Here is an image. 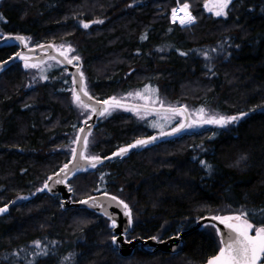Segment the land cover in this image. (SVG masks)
Returning a JSON list of instances; mask_svg holds the SVG:
<instances>
[{
  "label": "trees",
  "instance_id": "1",
  "mask_svg": "<svg viewBox=\"0 0 264 264\" xmlns=\"http://www.w3.org/2000/svg\"><path fill=\"white\" fill-rule=\"evenodd\" d=\"M207 2L0 0V35L73 46L96 99L153 88L166 100L192 107L208 100L222 113L244 115L220 132L183 133L70 179L74 201L107 192L128 204V239L161 240L207 215L264 226V0H231L224 16ZM185 3L194 21L173 22V9ZM18 48L0 45V62ZM45 67L36 73L17 62L0 72V264H205L221 246L212 224L187 233L179 253L136 247L123 256L106 216L64 209L45 190L71 158L83 119L73 93L60 90L63 67L55 60ZM148 121L110 108L86 155L105 157L154 136Z\"/></svg>",
  "mask_w": 264,
  "mask_h": 264
},
{
  "label": "water",
  "instance_id": "2",
  "mask_svg": "<svg viewBox=\"0 0 264 264\" xmlns=\"http://www.w3.org/2000/svg\"><path fill=\"white\" fill-rule=\"evenodd\" d=\"M9 42H14L18 45L19 48L18 51L13 54L10 58L0 62V72L17 62H24L28 64H40L44 63L47 60H55L61 66L67 68L68 72L72 76L74 84V93H78L80 95L81 100L84 103L88 104L91 109H96L95 112L92 110V115L88 119L83 121V125L80 128V131L77 136L72 156L65 164L67 165V168L65 169V165H63L55 173L50 175L44 184L45 190H47L50 194L54 196H59L61 198V203L64 209L71 207L86 208L106 216L110 220V227L113 229V234L115 235L113 239V245L123 256L132 255L137 246H139L140 249L151 253L157 250L166 253H178L184 248V236L187 233L200 229L205 224H214L218 230V234L221 240V246L218 252L206 261L205 264H208V262L212 258L219 254L221 248L225 247L228 242L235 238L236 233L230 230L224 223H221L219 219H216V217L214 216H205L200 218L196 222V224L190 227L189 229L182 231L178 236H174L166 240L159 241L155 237H151L148 239H143L141 237L128 239L127 234H129L132 230L131 211L128 204L122 199H120L116 195L107 192H102L86 198H82L78 201H74L72 197L73 192L69 185V181L74 175L83 170L93 168V165L96 166L111 160L126 157L132 152L139 151L146 146H150L152 144L182 134L190 122L189 111L185 106L156 107L116 99L120 101L119 108L124 109H136L159 113H172L169 111V109L172 108L181 109L182 111L180 112H182L184 116V120L181 125H184V127H181L180 125L179 127L167 131L165 133L144 139V141H147V143L145 144L137 145L135 143L133 144L136 145L135 147L128 146L126 147L128 151L123 153L122 155H114V153H119L120 150H118L105 157H98L99 159L94 161L90 159L91 157H88L86 155L87 146H85L84 144V138L87 137L88 141L90 133L96 127L98 121L103 117L99 115V112L104 107H108L109 109L112 108L111 105L106 106L102 103L104 100H110L111 98L100 100L90 95V93L86 89V78L82 70L81 59L78 56H75L74 58H69L68 56H66L67 58H65V55H61L62 51L58 50V48L53 43H42L39 45L30 46L25 36L23 35L7 34L0 37V45L7 44ZM23 57H27L28 59L25 60L23 59ZM68 60H72V62L68 63ZM82 87L87 91V95H84V92L81 91ZM177 129L179 130L177 131ZM113 197H115V199H113ZM121 201L123 203H121ZM125 204L128 206L127 208L124 207ZM242 218L247 219L249 223H252L254 225V223L248 218L244 216H242ZM231 223H239V221H231ZM254 234V232H250V235ZM259 264H264V257L261 258Z\"/></svg>",
  "mask_w": 264,
  "mask_h": 264
},
{
  "label": "rangeland",
  "instance_id": "3",
  "mask_svg": "<svg viewBox=\"0 0 264 264\" xmlns=\"http://www.w3.org/2000/svg\"><path fill=\"white\" fill-rule=\"evenodd\" d=\"M230 1L231 0H229V2ZM229 2H228V4H229ZM216 3H217V0H208L207 5H206L207 10L209 12L213 13L214 15H216L217 11H220L219 8L214 7V5ZM228 4H227V6H228ZM181 6H183V5H181ZM179 7L180 6L176 7L175 9H178ZM226 10H227V7L223 9V12L221 15L224 16L226 14ZM188 11L191 13V16L194 17L192 12L190 11V8H188ZM221 15H219V16H221ZM216 16H218V15H216ZM0 37H2V36L0 35ZM28 43L30 46L34 45V44H31L29 41H28ZM56 47L58 48V50H60L62 52H66V56H68L69 58H74L76 56L75 55V48L69 44H65V43L64 44H57ZM69 48H71V51H66ZM46 62L47 61H45L44 63H40V64H29V65H36V67H25V65L28 63H24V62H22V63H23L25 68L33 69L36 73H42L46 69V67H45ZM59 71H60L59 74L61 76L67 77V84L63 88H61V90H67V91H71L72 93H74L73 79H72V76L70 75V73L68 72L67 68L63 67ZM136 93H140L141 95L138 96V95H136ZM119 99L127 101V102L145 104V105L156 106V107L185 106L188 109L189 114H190V122H189L187 128L185 129V131L183 133H193V132L201 131L202 129H207V128H212L213 133H217V132H220L224 129L230 128V126L235 124L239 119H241L244 116V115L243 116L242 115H240V116L239 115H228L226 113H222V112L212 108L210 103L208 102V100H204L202 104H200L196 107H192L191 105H189L187 103H183V102H174V101L166 100L160 96V94L157 92V90H155L153 88H150V89L147 88L146 90L134 92V93L130 94L129 96H125V97H122ZM74 103L77 106V108H79L80 111L82 112L83 119H82V122L77 129L78 132H77L76 139L74 142V147L72 148V153H73V150L75 148L78 133L80 131V128L83 125V121L88 119L93 113V111L90 107L87 109H84V108L80 107L75 101H74ZM200 109H203L202 113L200 112ZM125 110L127 112H130V113L132 112L140 120H151V121H148L147 123L154 131L157 132L155 135H159V134L164 133L163 131L170 128L176 122V120H178V123L172 129L179 127L183 123V120H184V116H183L182 112H178V113L174 114V113H159V112L143 111V110L127 109V108H125ZM140 112H142V113H140ZM219 117H225V118L238 117V119H236L234 121H230L229 123H226V124H214V123L209 124V123H203L202 122L204 120H208L211 118H217L218 119ZM174 119H175V121H174ZM172 129H170V130H172ZM165 132H167V131H165ZM89 138H90V135L88 137V143H89ZM88 157H91V156H88ZM230 217H234V216H230ZM206 225H208V224H205L204 226H206ZM180 230H182V229H179L177 231L179 232ZM216 231H217V228H216ZM177 233L176 232L171 233L167 237L162 238L161 240H164V239L169 238L171 236L177 235ZM133 238H135V237H133Z\"/></svg>",
  "mask_w": 264,
  "mask_h": 264
},
{
  "label": "snow or ice",
  "instance_id": "4",
  "mask_svg": "<svg viewBox=\"0 0 264 264\" xmlns=\"http://www.w3.org/2000/svg\"><path fill=\"white\" fill-rule=\"evenodd\" d=\"M229 0H217V3L214 5V7H217L220 9V11L216 12V15H221L223 12V9L227 7ZM189 5L187 3L183 4L182 7L178 9H173V18L179 19L181 24H190L193 22L194 17L191 16V13L188 11ZM183 13V16H177V13ZM84 28L89 27V24L85 23L83 24ZM66 51H71V48L67 49ZM61 55H65L66 52H61ZM23 59L27 60V57H23ZM78 59V58H76ZM72 60H68V63H71ZM25 67H36V65H29L26 64ZM82 77V74H81ZM81 91L84 92V95H87V91L82 87ZM136 95H141L140 93H136ZM74 101L82 108L87 109L89 108V105L84 103L80 95L78 93H73ZM143 98V97H142ZM104 105L108 106L111 105L112 107H119L120 101L116 100L115 97L111 98L110 100H104L102 102ZM94 112L96 109H92ZM186 110V109H185ZM172 113H178L182 111L181 109H169ZM200 112H203V109H200ZM106 114H109V108L104 107L100 112V116H104ZM243 115V114H242ZM238 119V117H219L217 118H211L208 120L202 121L203 123H209V124H226L230 121H234ZM181 127H184V125H181ZM179 129H177L178 131ZM155 139V138H153ZM87 137L84 138V144L87 146ZM147 141L144 140H138L136 142L137 145L139 144H145ZM136 145H129V147H135ZM74 151V150H73ZM127 148L120 149L119 153H114V155H122L123 153L127 152ZM90 159L96 161L99 158L98 157H91ZM95 165H93L94 167ZM67 168V165H65V169ZM47 187V185H46ZM115 199V197H113ZM121 203H123L121 201ZM125 208L128 206L125 204ZM2 211V210H0ZM130 215V213H129ZM216 219H219L221 223H224L230 230L236 233V236L233 240L228 242L225 247L220 249V252L217 256L212 258L208 264H259L261 261V258L264 257V227H255L252 223H249L247 219L242 218V216H235V217H216ZM231 221H239V223H231ZM250 232H254V235H250Z\"/></svg>",
  "mask_w": 264,
  "mask_h": 264
},
{
  "label": "bare ground",
  "instance_id": "5",
  "mask_svg": "<svg viewBox=\"0 0 264 264\" xmlns=\"http://www.w3.org/2000/svg\"><path fill=\"white\" fill-rule=\"evenodd\" d=\"M180 7H182V6H180ZM179 7V8H180ZM177 16H183V13H180V12H178L177 13ZM15 35H17V34H15ZM60 90H61V88H60ZM207 216H210V215H207ZM205 217V216H204ZM215 217V216H214ZM199 220V219H198ZM197 220V221H198ZM196 221V222H197ZM196 222L194 223V224H192L190 227H192L193 225H195L196 224ZM214 225V224H213ZM204 226V225H203ZM202 226V227H203ZM215 226V225H214ZM190 227H188V228H186V229H183V230H181L177 235H174V236H178L182 231H184V230H187V229H189ZM216 227V226H215ZM217 228V227H216ZM201 229V228H200ZM198 230V229H197ZM218 231V230H217ZM174 236H171V237H174ZM139 237V236H138ZM171 237H169V238H171ZM136 238V237H135ZM142 238V237H141ZM156 238V237H155ZM143 239H148V238H143ZM157 239V238H156ZM166 239H168V238H166ZM166 239H164V240H166ZM159 241H162V240H159ZM137 247H139V246H137ZM183 250V249H182ZM181 250V251H182ZM157 251H159V250H157ZM157 251H155V252H157ZM148 252V251H147ZM161 252H163V251H161ZM149 253H151V252H149ZM152 253H154V252H152ZM166 253V252H165ZM179 253V252H178ZM170 254H176V253H170Z\"/></svg>",
  "mask_w": 264,
  "mask_h": 264
},
{
  "label": "built area",
  "instance_id": "6",
  "mask_svg": "<svg viewBox=\"0 0 264 264\" xmlns=\"http://www.w3.org/2000/svg\"><path fill=\"white\" fill-rule=\"evenodd\" d=\"M172 20H173V21H176V20H179V19H175V20H174V18H173V14H172Z\"/></svg>",
  "mask_w": 264,
  "mask_h": 264
},
{
  "label": "flooded vegetation",
  "instance_id": "7",
  "mask_svg": "<svg viewBox=\"0 0 264 264\" xmlns=\"http://www.w3.org/2000/svg\"><path fill=\"white\" fill-rule=\"evenodd\" d=\"M128 235V234H127Z\"/></svg>",
  "mask_w": 264,
  "mask_h": 264
}]
</instances>
